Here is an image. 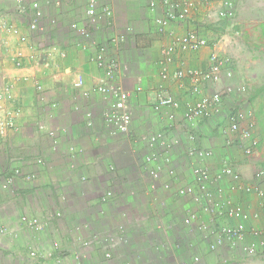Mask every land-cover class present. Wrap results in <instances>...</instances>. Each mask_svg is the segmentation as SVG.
Here are the masks:
<instances>
[{
	"label": "rangeland",
	"instance_id": "1",
	"mask_svg": "<svg viewBox=\"0 0 264 264\" xmlns=\"http://www.w3.org/2000/svg\"><path fill=\"white\" fill-rule=\"evenodd\" d=\"M150 1L116 0V3L118 2L119 14L116 16V22L113 17V30L109 32L108 29H101L100 39L103 42H108L112 34H125L129 42L120 46V51H124V59L127 62L124 67L126 70L131 68L134 70V73H138L141 69L133 63L139 59L142 61V58L146 57V62H143V64L150 67H147L148 69L142 72L147 77L152 74L154 79H159L163 69L158 61L163 55L162 49L165 45L163 43L166 40L168 41L169 31H175L176 34L196 31L208 39L211 52L218 54L219 57L229 59L228 66L225 67L223 72L224 90L222 97L224 115L232 112L234 109L241 111L245 117L243 126L251 127L253 131L252 137L258 144L251 154H247L244 145L234 142L236 141L234 137H228L223 133L224 124L221 123L222 117L215 116L206 119L202 121L200 124L201 128L199 129L201 145L206 150L213 151V159L206 163L214 173H217L219 163L223 159L230 157L233 167L236 168L235 171L242 174L245 183L252 182L251 178L256 179V173L264 172V0H230L229 5H227L226 0H174L177 3H182L184 8L187 7L189 9L185 19L179 22L168 20L162 4H157L158 0H155L156 6L154 9ZM184 3L188 5L185 6ZM86 4H88V1H86ZM148 7L151 11L153 9L149 19L145 10ZM73 13H76L78 16L77 11ZM147 20H149L148 26L146 23L144 24V21ZM135 22L138 26L148 28V32L134 37ZM165 22H168L165 26L161 25ZM129 28L132 29V32H129ZM38 46L41 45L38 44ZM145 47H151L152 50L151 48L140 50ZM148 56L151 64L148 62ZM123 87L129 92L136 89L131 80L127 82V88L124 85ZM42 104L41 107L45 111L47 103L43 102ZM150 107L155 115L153 106L151 105ZM151 122L149 126H153V132H156V130L161 131L165 127L164 123L157 124L154 121ZM39 124L44 125L43 122ZM22 127L23 124L21 129ZM37 129H39V126ZM56 132L61 133L59 131ZM19 133L20 135L16 136ZM19 133H13L11 142L9 141L10 135L6 139L7 141L0 139L1 144L10 148L9 157V154L7 156L0 154V157L3 158L0 160L1 165H6L7 163H10L12 166L20 165L16 161L15 155L22 156L23 158L29 155L30 159L33 160L31 162H34L42 154L43 150L47 148L45 140L48 139V135L43 139L45 142H40L38 145L39 139H34V135L33 137L30 135L26 136L24 129L20 130ZM82 134L84 135V132H81ZM83 135L79 137L83 138ZM99 137L101 142L99 146L91 147L88 144L86 149L75 144V142H72L69 147H65L61 139H58L56 142L57 152L52 153L50 156L52 159L49 166L55 168V177L59 186L56 188L58 190L52 188L53 194L49 189L50 195L48 194L49 192L46 194V191H44L45 195L46 197H57L59 204H61L59 195H67V201L59 209L63 215L60 223L62 226L64 224H77L75 227L67 225L69 227L68 231L66 230L67 227L61 226L65 230L63 234L65 238L73 236L78 226L79 230L85 231L87 236L84 237L86 238L92 235H102L105 237L104 235L112 234L125 238L128 242L120 246L121 249L115 252L116 257H114L119 258V260L123 258L122 264H264V245L260 244V242L264 243V235H260V238H257L251 234L254 228L260 233L264 230V206L261 207L255 198L251 199L243 195L237 196V200L245 207L246 218L244 220L248 224L245 227L248 234L245 245H251L256 238L258 244L255 252L251 254L244 250L243 246H222L217 247L215 250H210V246L217 245L220 236L219 225H211L210 215L202 214L191 224H187L185 219L181 223H183V226H186L184 229H188L189 232L188 234L183 233L178 235L173 234V229H176V223L173 224V221H169V224H167L161 219L167 217L169 215L167 212H170L171 208H175V206L179 208L176 209L178 212L182 209L187 210L188 213L192 211L196 213L201 212L202 209L200 207L196 208L197 205L192 204L191 201L189 204L186 200H175L173 201L175 205H173L169 203L168 199L162 197V199H158L157 201L152 199L156 201L152 203L150 197L145 195L143 191H137L136 195L138 197L131 198H129L127 188L123 190L119 187V192H116L117 190L112 186H117L118 183L107 177L105 167H103L104 164H102L104 157L107 156L108 158L110 156L112 158L108 164L114 165L116 171L121 172L129 181L126 185H130L129 188L134 190L133 184L142 178V175H139L140 169H135V166H138L139 163H144V158L148 153L134 148L137 146H134L129 138L121 139L119 137L109 139L103 134ZM172 139L180 141L179 134H174ZM182 144L173 146V157L169 154L173 158L175 169L179 171L185 168L183 167L185 165L183 158L186 152L183 150ZM72 147L75 151L70 150ZM37 148H41L42 150L40 151V155L36 154ZM164 150V148H160L162 153ZM73 154L75 155L74 157ZM80 154H83L81 155L82 157ZM79 157H81L80 160H78ZM85 159H88V164L91 161L89 165L93 166L94 171H98V179L90 186V183L87 184V188L78 186L73 191H70L66 184L69 169L75 166L76 172H73V175L80 174L79 176H86L85 172H80L83 165L81 164V160L85 162ZM31 162L27 165H33ZM46 169L48 170V168ZM88 178L91 182V178ZM33 181L22 182L32 183ZM123 184L125 183H120L121 186ZM108 185L112 188L107 189ZM230 185H233V182L228 183V181L221 180L215 185L213 183L209 188L213 187L223 193H227ZM15 187L12 191L15 190ZM92 188L93 190L97 189L98 195L95 199L99 203L92 204L91 206L88 204L90 200L88 193L92 194ZM142 189L144 188L141 187ZM108 191H112L117 196V198H114L115 201L110 202L111 204L102 202V198ZM8 193H11V191ZM34 193L36 196L37 192L35 190ZM36 199L38 200V206L41 207V200L44 197L40 198L37 195ZM237 222H232V224H236ZM182 225L179 226L178 224L181 230ZM91 248L99 251L96 245H93ZM94 262L96 263V261Z\"/></svg>",
	"mask_w": 264,
	"mask_h": 264
},
{
	"label": "built area",
	"instance_id": "2",
	"mask_svg": "<svg viewBox=\"0 0 264 264\" xmlns=\"http://www.w3.org/2000/svg\"><path fill=\"white\" fill-rule=\"evenodd\" d=\"M226 1L227 5H229L230 0ZM50 3H52V0H0V31L18 35L22 43L28 42L30 50L34 54L32 60L36 64L41 62L42 55H46L48 50L38 46L33 38L36 32L43 33L47 30V25L52 24L56 31L60 29L65 32L67 29L68 33L73 34L75 46L91 52L90 62L99 71L97 83L93 86L86 87L81 78L73 82L72 86L73 91L79 97L86 100L97 97L103 105L97 115L94 111L87 114V125H93L96 115L102 121L106 136L109 138H129L135 144L140 145L141 148L145 147L144 150L146 151L144 152L148 154L144 158V165L147 176L150 178L147 196L155 199L156 193L162 191L174 194L181 199L190 198L193 200L202 211L198 213L189 212L185 221L187 224L195 222L202 214H208L210 215L211 225H219L220 236L217 245L210 246V250H215L217 247L222 246H243L247 252L254 253L258 244V240L255 237L260 238V235H264V230L260 233L254 228L255 232L253 233V230L251 234L255 236V241L251 245H245V241L248 239L247 230L243 225V222H246L244 220L246 213L245 207L237 200V196L243 195L251 199L255 198L259 205L263 207L264 172L256 173V179L252 177V182L245 183L242 174L235 171L236 168L233 167V162L229 157L219 163L218 171L214 173L210 167L203 164L213 159V151L206 150L201 145L198 134L199 123L216 116L222 117L221 123L224 124L223 133L228 137H234L236 140L234 142L244 145L247 154H251L258 144L252 137L253 131L251 127L243 126L245 117L241 111L234 109L224 115L222 97L224 90L223 72L225 67L228 66L229 59L219 57L218 54L211 52L206 64L199 68L179 67L174 70L172 67L180 56L200 53L204 49L211 47L208 39L196 31L177 34L175 31H169V43L165 44L162 49L163 61L161 64L163 69L160 78L163 82H178L184 86L186 85L184 82H186L188 86L180 96L161 91L155 101L151 102V105L156 115L165 124L164 129L136 136L132 130L134 94L125 90L120 79L122 72L119 57L120 46L127 44L129 40L125 34L116 33L110 36L108 42H98L95 40L94 35L95 31H101V29H108L109 32H112L114 21L112 9L97 0H91L88 3L85 21L81 23L68 22L65 18H49L45 5L48 6ZM158 3L162 4L168 20L183 21L189 12L187 7L184 8L182 3H177L174 0H158ZM55 4L56 6L61 5L59 1H56ZM184 5L187 6L188 4L184 3ZM151 6L154 9L156 1H153ZM10 10L26 18L31 38L22 36L20 29L9 20L8 13ZM167 23L165 22L161 25L165 26ZM48 53L49 55L53 54L52 52ZM60 56L64 58V52H61ZM12 61L17 69L23 68L25 65L22 52L16 53L12 57ZM3 73V66L0 62V75H4ZM35 87L38 92H44L40 82L36 81ZM136 91L141 92L142 88H137ZM51 108L56 109L57 105L53 103L51 106H46L45 110H50ZM23 117V105L16 98L15 88L12 85L0 83V139L6 140L11 133L20 132V121H22ZM38 126L39 131L45 128V125L42 124ZM44 132L50 140L49 145L33 162L34 166L42 168L49 166L47 160L52 153L57 152L56 142L60 139L59 133L54 130L45 128ZM176 133L179 134L180 141L172 139ZM180 142L186 152V159L191 162H200V164L191 166L193 183H179L174 172H170L169 180L162 182V176L165 175L164 169L166 164L170 162L171 150L174 145H181ZM160 148L165 149L163 153ZM70 150L75 151L73 147ZM74 154L73 157L75 156ZM24 169L25 167L22 165L12 166L10 163L6 165H1L0 163V194L12 191L21 181L30 182L36 178L35 173L26 172ZM74 169L75 166L69 169L66 182L69 183L74 180L73 174L76 172V169L73 171ZM108 172L115 176L117 174L116 167L110 165ZM221 180L228 181V183L233 182V185L229 187V191L227 190L228 195L219 189L209 188L213 183L215 185ZM79 182L80 184H88L90 180L86 176H79ZM66 196L65 194L59 195L61 204L67 201ZM115 197L117 198L112 191H108L102 198V202L111 204L110 202L115 201ZM62 217L61 211L49 209L42 215H22L16 221V225L21 230L43 232L48 231L51 224L56 220L57 222L61 221ZM235 221L238 222L232 224ZM8 232L7 226L0 225V236L6 235ZM64 236L62 235V237ZM104 236L92 235L82 239L81 244L84 249H89L96 245L97 249L102 250L103 260L109 261L116 257L115 252L121 249L120 246L128 241L114 234ZM260 244L264 245L261 242ZM51 256L52 254H48V257ZM30 257L32 259L46 258L43 252L38 249H32ZM75 260L77 264H81L78 255L75 256Z\"/></svg>",
	"mask_w": 264,
	"mask_h": 264
},
{
	"label": "crops",
	"instance_id": "3",
	"mask_svg": "<svg viewBox=\"0 0 264 264\" xmlns=\"http://www.w3.org/2000/svg\"><path fill=\"white\" fill-rule=\"evenodd\" d=\"M56 1H59L61 5L56 6ZM83 1L84 0H52V3L48 4V6L45 5V9L48 14V11L50 10L51 15H56L59 10H63V12L66 13H64L60 18H65L67 21L68 18L72 16V13H69L68 10L72 8V5L74 3L76 6H78ZM85 1H88L89 3L91 0ZM97 1L103 5L109 6L112 9L116 22V16H118L119 14L118 2L116 3V0ZM153 1L155 0H151L150 3ZM145 10L146 15L149 19V17H151L150 14L153 10H149V7ZM76 11L78 12L79 18L82 17V15L86 17L85 10H80V8L78 7ZM8 18L20 29V33L22 36L31 38V33L28 29L25 17L10 10L8 13ZM71 21L74 22L75 20ZM145 23L148 26L149 20L144 21V24ZM134 28V37L146 34L148 32V28H144V26L141 27L140 25L138 26L136 22L134 23ZM66 31L65 33H61V31L54 30L52 34H44V36L41 38V46L48 50L46 52V55H42L43 58L39 64H36V62L32 60L34 54L30 50L28 42L22 43L18 35L7 34L0 31V62L2 63L4 70V75H0V83L3 85H12L15 88L16 98L19 102L22 103L24 109V117L22 121H20V128L23 124L21 130L24 129V133L26 136L30 135L31 137H33L34 135V139H39L38 145L40 144V142L42 143L46 141L45 143L48 146L50 140H43L46 137V133L44 131L45 128H47L48 130L61 132L59 133V136L61 142L65 145V147H69L72 142H75V144L86 149L88 147V144L91 147L99 146L101 143L99 136H101L102 134L107 135L103 128L102 121L98 118V116H96L103 105L97 97L89 100L79 97V95H77L73 91L72 86L73 82L78 81L79 78L84 81L86 87L93 86L97 83L99 71L96 66L90 62V57L92 55L91 52H89V50L87 49L84 50L77 48L74 44L75 41L73 40V34L68 33L67 29ZM129 32H132L131 28H129ZM94 35L96 41L102 42L99 37V30L95 31ZM168 43L169 40H166L163 44ZM150 48L151 47H145L140 50H147ZM18 52L23 53L25 63L24 67L20 69H17L12 61V57ZM48 52H52L53 54L49 55ZM61 52H64V58H61ZM210 53L211 48L204 49L200 53L180 56L177 59L176 64H174L172 68L174 70L179 67L199 68L206 64ZM123 54L124 51L119 52L122 69L120 77L121 83H124L123 85L127 88V82L131 80L136 86L135 90L130 91L132 94H134V102L132 103V130L134 131V134L136 136L151 133L154 131V128H152L153 126H149V124L152 123L151 121H154L157 124L163 123L159 119L158 115H154V113L151 111V102L155 101L157 95L161 91H167L174 95L180 96L184 93V89L188 85L186 82H184L186 84L185 86L181 85L178 82H163L160 77L159 79H154V77H152V74L148 75V77L145 76L142 71L148 69L147 67H150L143 64V62H146V57H143L142 61L139 59L138 61L133 63L141 69L138 73H134V70L131 68L126 70L124 66L127 64V62L125 61ZM147 58L148 62L150 63L149 56ZM162 61L163 58L161 56V59L158 61L159 64H161ZM36 81L42 84L44 92L41 93L37 91L35 87ZM137 88H142V91L137 92ZM43 101L47 103L46 106H51L53 103H55L57 105V108H51L50 110L44 111L41 107ZM93 111L96 113V119L92 126H88L87 114ZM151 114L152 116H150ZM44 118L47 119L44 120ZM41 122L44 123L45 128L44 130L39 131L37 127L38 123ZM201 123L202 122H200L198 125V134L199 129L201 128ZM81 132H84V135L82 134L83 138L79 137L82 136ZM14 134H10V142L12 141V135ZM18 135H20V133L16 136ZM131 142L134 146L141 148L140 145L135 144L132 140ZM9 149L10 148L4 146L0 142V154H3L4 156H7L9 154V157ZM173 150L174 149L171 150L172 157ZM36 151V154L40 155V151L42 150L41 148H37ZM81 155L83 154H80V156ZM15 156L16 161H18L20 165L23 164L22 166L25 167L24 170L29 173H35L36 178L32 183H23L22 181L21 183L19 182L15 187V190L11 191V193H8L6 195L2 194L3 196L0 194V225H5L9 229V232L6 235L0 236V264H77L75 260L76 255H78V257L80 258L81 264H122L123 258L120 260L119 258H113L111 261L106 262L103 260L102 250L98 251L95 249V251L94 248L84 249L81 245V241L84 236H87V234L84 230H79V226L77 229H75L76 233H74L73 236L68 238H65V236L62 237V235L65 233V230H63L62 227L65 228L67 227V225L69 227H75L77 224H64L62 226L60 221H58L52 223L48 231L43 232L18 229L16 221L22 215L32 213L42 215V212L49 209L59 210L60 208H62V204H59L57 197H46L44 192L46 191L47 194L49 191H51L52 193V188L58 190L56 188L57 186H59V183L57 182L55 177V168L49 166L47 170L45 169V167L42 168L30 164L27 165L29 162L33 161L30 159L29 155L24 158L22 156ZM81 157H79L78 160H80ZM1 158L2 157H0V160ZM49 159L51 160L52 158L49 157ZM183 159L186 166L184 165L183 167L185 168H182V171H179L175 169L173 158H170V162L166 164V168L164 169L165 175L162 176V182L169 180L170 172H174L179 180V183H193L191 166L193 164H200V162H191L190 160H187L186 157H184ZM109 160L111 161L112 158L110 156L108 158L107 156H105L102 164H107V162L109 163ZM81 162V164L83 165L81 166L80 172H85V175L91 178L92 183H88L90 186L97 181L98 171L93 170V166L89 165L91 161L88 164V159H85V162L84 160H81ZM206 162L203 164L207 165ZM48 164H50V162H48ZM139 164L138 166H135V169H140L139 175H142V178L140 180L142 182L150 183V178L146 177L147 173L145 171L144 163L142 162V164ZM207 166L210 167L209 165ZM103 167H106V165H103ZM112 181L118 183L117 186H112L117 190H115L116 192H119V187L123 190H126L125 188H127L130 196L129 198L136 197V192L140 191L138 188H134V190L129 188L130 185H126L127 183H129V181L119 171L117 173V178ZM121 182L125 184L121 186ZM38 186H42L44 188H39ZM112 187L108 185L107 189H110ZM34 190L37 192L36 196ZM142 191L145 193V195H147L145 189H143ZM48 194L50 195V192ZM164 194L165 193L159 191L158 193H156L155 200L157 201L158 199H162ZM166 194H168V197H171L169 193ZM37 195L40 198L44 197V199L41 200V207L38 206V200L36 199ZM88 195L90 197L92 196L93 198H96V196L98 195L97 189L93 190L92 194L88 193ZM92 197L91 199H93ZM150 200L152 203L156 202L151 198ZM181 201H183V199H181ZM186 201L189 204L191 201L192 204L196 205L190 198ZM196 208H198V206H196ZM243 225L245 227L248 226L247 222H243ZM69 227L66 228L67 231L69 230ZM32 249L40 250L41 252H43V255L46 258L43 259L42 257H40L38 259H32L30 257V252ZM48 254H52V256L48 257ZM94 261H96V263Z\"/></svg>",
	"mask_w": 264,
	"mask_h": 264
},
{
	"label": "trees",
	"instance_id": "4",
	"mask_svg": "<svg viewBox=\"0 0 264 264\" xmlns=\"http://www.w3.org/2000/svg\"><path fill=\"white\" fill-rule=\"evenodd\" d=\"M69 5H72V4H69ZM87 5L88 4H86V1L84 0L81 4H79L78 6H76L75 5V3L72 5V8L70 9V10H68V12L69 13H72V16H70L69 18H68V20L67 21H69V22H72L71 20H75L74 22H79V23H81V22H83V21H85L86 20V18L82 15V17H78L77 15H76V13H73L74 11H76V9L79 7L80 8V10L82 9V10H85V12H86V10H87ZM49 12V18L50 19H53V18H60V17H62V15L64 14V13H66V12H63V10H59L58 11V13L56 14V15H51L50 14V10L48 11ZM84 12V13H85ZM83 13V14H84ZM81 15V14H80ZM54 30L56 31V28L55 27H53V25L51 24H48L47 25V30L45 31V32H43V33H40V32H36L35 34H34V36H33V38L35 39V41L39 44V45H41V38L44 36V34H52V32H54ZM58 31H61V33H65L63 30H60V29H58ZM52 37V36H51ZM41 47H43V46H41ZM145 148V147H144ZM144 148L142 147V148H138V147H136V149L137 150H141V151H144ZM51 160L50 159H48L47 160V163L48 162H50ZM32 164L34 165V163L32 162ZM104 165H106V167H105V172H106V175H107V177L108 178H110V179H112V180H114V179H116L117 178V176L114 178V176L110 173V172H108V170H109V165L110 164H108V162H107V164L106 163H104ZM46 168H48V167H45V169ZM79 175L80 174H78V175H74L73 176V181L72 182H67L66 184L68 185V189H70V191H73L76 187H80V186H82V187H84V188H86V184H80V182H79ZM127 182V181H126ZM91 183H92V181H91ZM147 184H149V183H147V182H142L141 180L140 181H137L136 183H134L133 184V187L135 188V189H139L140 191H142L141 190V187H143L145 190H146V192H147V187H148V185ZM146 186V187H145ZM81 187V188H82ZM144 193V192H143ZM82 194H84L83 192H82ZM88 198H90V200L88 201V204H90L91 206H92V204H96V203H99L95 198H93V199H91V197H88ZM175 200H177V201H180V199L179 198H172L171 200H169V203H171V204H173V201H175ZM94 201V202H93ZM173 205H175V204H173ZM176 209H179L178 207H176L175 206V208L174 207H172L171 208V211L170 212H167V214H169L167 217H163V218H161V219H163L164 220V222L165 223H167V224H169V221L171 222V221H173V224H175L176 223V229L174 228L173 229V234H176V235H178V234H183V233H187L188 234V229L186 230V229H184V227H186V226H183L182 224L183 223H181V222H184V220L187 218V216H188V211L187 210H185V209H182L180 212H178ZM178 224H179V226L180 225H182L181 227H182V230L181 229H179V227H178ZM148 226V225H147ZM156 229V228H155ZM180 230V231H179ZM175 235V237H177ZM197 236V235H196ZM203 239V238H202ZM201 239V240H202ZM198 241H200V240H198ZM198 248V247H197Z\"/></svg>",
	"mask_w": 264,
	"mask_h": 264
},
{
	"label": "clouds",
	"instance_id": "5",
	"mask_svg": "<svg viewBox=\"0 0 264 264\" xmlns=\"http://www.w3.org/2000/svg\"><path fill=\"white\" fill-rule=\"evenodd\" d=\"M117 173H118V171H117ZM115 176H117V174L115 175ZM114 176V177H115ZM91 183V182H90ZM162 192V191H161ZM162 193H165L164 195H163V198H166V199H168V200H171L172 199V196H173V198H175L176 196L174 195V194H170L169 193V195L171 196V197H168V194H166V192H162ZM176 198H178V197H176ZM180 200H181V198H179ZM187 199H189V198H187ZM186 198L185 199H183V200H187Z\"/></svg>",
	"mask_w": 264,
	"mask_h": 264
}]
</instances>
